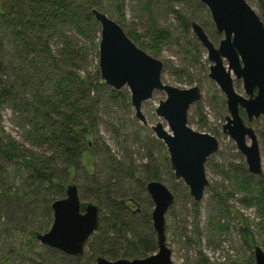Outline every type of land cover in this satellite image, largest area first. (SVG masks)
Listing matches in <instances>:
<instances>
[{
	"label": "rangeland",
	"instance_id": "rangeland-1",
	"mask_svg": "<svg viewBox=\"0 0 264 264\" xmlns=\"http://www.w3.org/2000/svg\"><path fill=\"white\" fill-rule=\"evenodd\" d=\"M1 1L9 4V0ZM75 1H79V7L86 3L101 8L102 12L121 23L125 31L135 29L144 32L148 22L152 21L157 27L169 31V37L161 44L158 54L137 46L163 62V83L180 88L197 85L201 89L200 99L188 110V125L216 136L219 141L217 151L205 163L208 184L202 198L194 201L184 182L174 177L167 147L152 130V126L160 121L170 131L166 121L155 112L159 101L165 98V92L155 90L151 98L142 102L143 123L135 115L128 86L115 90L100 78V26L96 20L94 25L88 26L67 22L55 29L51 36H39L51 51H55L60 46L61 37L67 35L80 49V56L75 65L56 64L47 54L36 49L30 55L33 61H38L34 70L30 69L29 59L18 57L20 53L16 44L22 41L19 42L15 28L9 22L10 16L0 14V79L3 84H14L13 89L17 92V108L13 109L8 101H2L0 105V136L25 142L29 127L27 119L31 114L28 102L33 101L36 89L44 98L51 96L55 92V77L60 74L74 71L80 78L98 82L102 86H91L87 95V101L94 103L95 117V131L88 138L97 146L81 156L84 167L75 168L64 184L74 182L81 201L89 202V198L84 197L91 184L86 179V173L108 180L114 176V169H119L117 179H112L116 183V191L120 192L119 198L134 197L136 205L133 208L140 210L139 214H134L137 224L148 233L155 234L151 218L146 216L152 211L153 203L146 190L148 181L144 177L156 172L158 180L174 194L173 203L165 213L166 244L171 249L174 264H254L253 245L250 248L243 240L241 219L248 223L256 244L263 250L264 233L258 224L261 216L256 207L243 200L253 194L243 188L242 178L250 176L253 186L261 183L264 189V116L251 123L261 153L263 175L258 177L247 171L244 155L234 141L222 132V124L228 114L225 96L208 76L210 62L206 49L196 39L190 26L188 30L182 27L176 14L179 12L202 25L210 40L217 45L221 34L216 32L206 5L199 0ZM246 1L264 21V0ZM27 76L30 78L28 84L25 83ZM234 87L236 92L245 96L241 80L234 79ZM113 91H119L121 95L117 96ZM130 166L135 175L130 174ZM6 169L8 186H12L13 182L20 180L23 170L10 162H7ZM63 196L64 191L57 192L55 199ZM16 212L15 206L8 210L0 208V262L3 264H96L95 259L84 253L76 258L31 238V231L44 233L51 225L52 220L46 223L48 216L41 210L31 212L22 224L17 222ZM87 251L85 246L84 252Z\"/></svg>",
	"mask_w": 264,
	"mask_h": 264
},
{
	"label": "water",
	"instance_id": "water-1",
	"mask_svg": "<svg viewBox=\"0 0 264 264\" xmlns=\"http://www.w3.org/2000/svg\"><path fill=\"white\" fill-rule=\"evenodd\" d=\"M199 1L206 5L216 32L221 34L215 45L202 25L195 20L189 22L196 39L207 51L208 76L225 96L228 114L222 132L244 155L247 171L262 176L259 143L250 123L264 116V21L246 0ZM90 13L100 26L98 61L104 84L115 90L127 85L135 115L143 123L142 102L151 98L155 90L165 92L155 112L166 121L170 131L160 121L152 130L167 147L174 177L184 182L194 201H199L208 184L205 163L219 146L216 136L188 125V110L200 99V87L180 88L163 83L160 59L137 46L106 13L95 7ZM234 79L242 80L247 97L236 92ZM146 190L153 203L150 218L156 234V252L145 257L114 260L99 255L95 257L96 264H174L165 234V213L173 203L174 194L159 180L148 181ZM51 210L49 229L44 233L31 231V238L64 254L81 256L85 244L98 228V205L81 201L77 185L69 182L64 196L52 201ZM253 258L254 264H264V250L258 244L253 246Z\"/></svg>",
	"mask_w": 264,
	"mask_h": 264
},
{
	"label": "trees",
	"instance_id": "trees-1",
	"mask_svg": "<svg viewBox=\"0 0 264 264\" xmlns=\"http://www.w3.org/2000/svg\"><path fill=\"white\" fill-rule=\"evenodd\" d=\"M77 2L79 1L9 0V4L6 5L0 0V14L10 16L9 22L15 28L19 42L22 41L16 44L20 53L18 57L29 59L30 69L35 70L38 67V61H33L30 57L36 49L47 54L56 64L75 65L76 59L80 56V49H77L69 36L61 37L60 46L55 51H51L41 37L51 36L55 29L67 22L77 26L94 25L95 19L90 9L95 5L85 3L79 7ZM95 8L101 10L99 7ZM176 14L182 27L188 30L190 20L179 12ZM119 25L121 26V23ZM125 33L136 45L154 54L159 53L161 44L169 37V31L157 27L154 21L148 22L144 32L129 29ZM27 78L26 84L30 79L28 76ZM23 81L24 79L21 83ZM91 86L102 85L80 78L74 71L60 74L55 77V92L51 96L44 98L36 89L33 101L28 102L31 114L27 119L29 127L26 129L25 142L20 143L9 136H0V208L8 210L15 206L17 211L15 216L19 224L24 223L31 212L40 210L47 214L46 223H49L52 220L51 203L55 200L57 192L63 193L66 186L64 183L68 181V176L75 168L84 167L81 156L96 148V142L88 138L95 131L94 103L87 101ZM13 87L14 84H3L0 79V105L2 101H8L13 109L17 108V92ZM113 93L121 95L119 91ZM240 113L243 116V112ZM112 160L114 161V158ZM7 162L23 170L20 180L13 182L15 186H8ZM128 169L130 174L135 175L131 166ZM119 172V169L115 168L114 176L108 180H102L99 175L86 173V179L91 184L84 197H88L99 207L98 228L85 244L88 251L84 254L90 259H95L99 255L113 260L132 259L145 257L157 250L156 235L141 229L136 222L134 214H139L140 210L128 206L127 200H134V197L123 195L124 198L121 199L118 196L120 192L116 191V183L112 179L116 180ZM158 177L156 172H152L144 179L158 180ZM139 178L141 179V176ZM250 178V176L242 178L243 188L253 196L243 200L246 204L256 207L257 213L261 216L258 224L264 233V189L261 183L253 186ZM150 214L151 212L146 214L147 219ZM240 231L245 244L250 248L256 244L252 230L243 219Z\"/></svg>",
	"mask_w": 264,
	"mask_h": 264
},
{
	"label": "flooded vegetation",
	"instance_id": "flooded-vegetation-1",
	"mask_svg": "<svg viewBox=\"0 0 264 264\" xmlns=\"http://www.w3.org/2000/svg\"><path fill=\"white\" fill-rule=\"evenodd\" d=\"M238 80V79H237ZM242 81V80H241ZM243 84V83H242ZM235 88V87H234ZM243 88H244V86H243ZM256 89H255V93H256ZM244 92H245V90H244ZM245 96L247 97L248 95L245 93ZM240 112H243V116H242V118L244 119V121L247 123V121H246V116H245V113H244V111H243V109L242 108H240ZM241 114V113H240ZM261 116H263V115H261ZM252 123V122H251ZM250 123V124H251ZM248 124V123H247ZM252 125V124H251ZM253 127V126H252ZM256 133V132H255ZM258 139V138H257ZM251 174V173H250ZM258 177H262V176H258ZM127 203H128V206L131 208V209H134L133 208V206L134 205H136V203H135V201L134 200H131V199H129V200H127ZM137 210H138V208H137ZM85 248V247H84ZM84 253V252H83ZM83 255V254H82Z\"/></svg>",
	"mask_w": 264,
	"mask_h": 264
}]
</instances>
